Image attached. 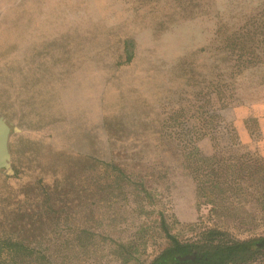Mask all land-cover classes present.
I'll use <instances>...</instances> for the list:
<instances>
[{
  "label": "rangeland",
  "instance_id": "374dc122",
  "mask_svg": "<svg viewBox=\"0 0 264 264\" xmlns=\"http://www.w3.org/2000/svg\"><path fill=\"white\" fill-rule=\"evenodd\" d=\"M0 119L15 264L264 237V0H0Z\"/></svg>",
  "mask_w": 264,
  "mask_h": 264
},
{
  "label": "trees",
  "instance_id": "16d2710c",
  "mask_svg": "<svg viewBox=\"0 0 264 264\" xmlns=\"http://www.w3.org/2000/svg\"><path fill=\"white\" fill-rule=\"evenodd\" d=\"M166 237L168 246L149 264H249L264 250V237L233 240L218 229L204 230L187 242L168 233ZM24 253L29 257L32 249L10 238L0 239V264H15V257Z\"/></svg>",
  "mask_w": 264,
  "mask_h": 264
},
{
  "label": "water",
  "instance_id": "95a60500",
  "mask_svg": "<svg viewBox=\"0 0 264 264\" xmlns=\"http://www.w3.org/2000/svg\"><path fill=\"white\" fill-rule=\"evenodd\" d=\"M8 129L0 119V169L8 163L9 155L7 150Z\"/></svg>",
  "mask_w": 264,
  "mask_h": 264
}]
</instances>
